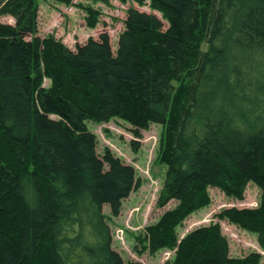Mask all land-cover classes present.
I'll use <instances>...</instances> for the list:
<instances>
[{
    "label": "trees",
    "instance_id": "16d2710c",
    "mask_svg": "<svg viewBox=\"0 0 264 264\" xmlns=\"http://www.w3.org/2000/svg\"><path fill=\"white\" fill-rule=\"evenodd\" d=\"M39 1L0 0V16L15 20L0 22V264H141L114 249L103 211L119 216L140 179L110 149L98 153L87 125L116 118L136 138L164 128L157 206L176 205L146 227L140 252L261 264L259 252L232 257L219 223L178 229L211 204L210 188L241 201L253 184L256 208L216 217L264 247V0H118L149 2L168 27L129 8L116 54L107 32L75 50L41 37ZM79 5L94 28L100 11Z\"/></svg>",
    "mask_w": 264,
    "mask_h": 264
},
{
    "label": "rangeland",
    "instance_id": "374dc122",
    "mask_svg": "<svg viewBox=\"0 0 264 264\" xmlns=\"http://www.w3.org/2000/svg\"><path fill=\"white\" fill-rule=\"evenodd\" d=\"M79 4L83 7L92 6L100 11L98 23L94 28L87 25V14ZM38 5L39 35L45 37L53 34L72 50H75L77 45L86 43L90 37L98 40L100 34L107 32L111 38L112 50L116 54L119 35L124 30L126 13L131 7L155 14L164 22L165 27H168L161 13L152 10L149 2L139 5L132 1L122 4L118 0H110L109 4H102L73 0L72 5H66L55 0H40ZM0 22L14 24L15 20L9 16H0ZM205 48L202 46L203 50ZM48 85L49 82L45 80V87ZM87 125L97 136L98 153L102 155L106 148L110 149L116 157L132 166L140 179L139 187L123 201L119 216H112L109 205L104 206V214L113 232L114 249L126 261L166 264L174 258V251L163 250L151 256L147 252H140L143 245L139 242L141 236L146 234V227L154 224L166 210L176 205V202H171L165 208L160 209L157 206L166 175V166L160 161V142L164 128L161 125H151L149 130L141 131V138H136L132 127L121 119H112L107 123L89 121ZM209 194L211 204L192 214L183 223L178 229L179 237H184L200 226L219 223L223 234L228 238L232 257H244L251 252H259L262 255L261 264H264V247L261 246L257 234L243 231L216 217L222 210L232 207L256 208L260 200L259 189L250 184L241 201L226 196L217 188H210Z\"/></svg>",
    "mask_w": 264,
    "mask_h": 264
}]
</instances>
